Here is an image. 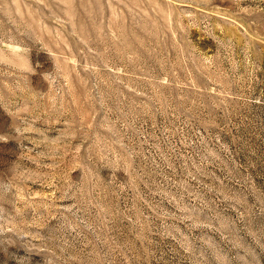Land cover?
I'll return each mask as SVG.
<instances>
[{"label": "rangeland", "instance_id": "1", "mask_svg": "<svg viewBox=\"0 0 264 264\" xmlns=\"http://www.w3.org/2000/svg\"><path fill=\"white\" fill-rule=\"evenodd\" d=\"M0 264H264V0H0Z\"/></svg>", "mask_w": 264, "mask_h": 264}]
</instances>
